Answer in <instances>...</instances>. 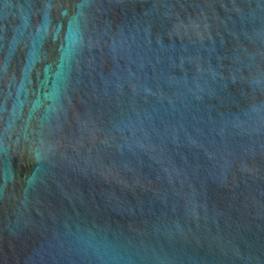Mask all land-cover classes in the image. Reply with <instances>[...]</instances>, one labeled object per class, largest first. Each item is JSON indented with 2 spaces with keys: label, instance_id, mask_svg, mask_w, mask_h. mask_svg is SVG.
Here are the masks:
<instances>
[{
  "label": "water",
  "instance_id": "obj_1",
  "mask_svg": "<svg viewBox=\"0 0 264 264\" xmlns=\"http://www.w3.org/2000/svg\"><path fill=\"white\" fill-rule=\"evenodd\" d=\"M0 264H264V0H0Z\"/></svg>",
  "mask_w": 264,
  "mask_h": 264
}]
</instances>
